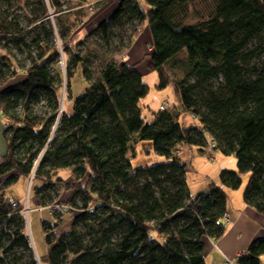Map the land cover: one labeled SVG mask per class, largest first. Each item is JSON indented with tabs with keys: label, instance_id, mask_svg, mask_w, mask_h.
<instances>
[{
	"label": "trees",
	"instance_id": "1",
	"mask_svg": "<svg viewBox=\"0 0 264 264\" xmlns=\"http://www.w3.org/2000/svg\"><path fill=\"white\" fill-rule=\"evenodd\" d=\"M66 1L36 0L40 12L30 40L0 10L1 51L17 48L29 60L21 73L20 60L0 52L8 146L0 164V264H206L207 240L218 241L225 232L227 191L238 189L243 176V201L264 213V0H118L106 17L94 20L88 35L126 49L140 26H148L147 66L157 72L158 87L174 83L180 111L196 120L188 126L179 121L180 111L166 107L145 121L141 100L149 86L138 63L103 58L94 75L91 53L72 50L85 39L72 43L71 36L94 2L74 0L72 10ZM78 66L87 86L67 111L60 91H70ZM42 103L45 109L36 111ZM140 140H150L167 160L132 167L129 153ZM211 143L213 152L236 156L237 168H223L219 185L192 196L178 146L204 152ZM62 168L72 175H55ZM20 176H32L31 184L43 181L35 188L37 205L53 203L62 188L67 197L55 202L77 210L70 230L59 236V217L42 222L44 260L34 258L24 204L12 206L4 192ZM146 195L159 204L152 219L139 202ZM263 258L259 237L234 264H261Z\"/></svg>",
	"mask_w": 264,
	"mask_h": 264
},
{
	"label": "rangeland",
	"instance_id": "2",
	"mask_svg": "<svg viewBox=\"0 0 264 264\" xmlns=\"http://www.w3.org/2000/svg\"><path fill=\"white\" fill-rule=\"evenodd\" d=\"M94 2L93 10L87 9V17L83 18L79 23V28H74L72 35V43L78 39H85L84 43H79L77 46L73 47V51H77L82 55H88L91 53L93 60L92 69H94V75L96 76L100 68L101 63L104 61L103 58H110L116 61H120L123 56L126 55V48H118L117 41L111 42L108 45H103L101 41V36L98 34H91L90 31L94 27V20H98V15L106 13L108 15L115 7V4L118 0H107L105 5H101L102 1L98 0H88ZM0 10L2 13L7 15L8 20L15 21L23 33L25 40H30L34 36L35 30H31L35 25L32 21L35 15L39 14V10L36 6V0H9L7 5L5 1L1 0ZM66 4L68 9H76V4L74 0H67ZM88 2L85 3L87 7ZM91 6V5H89ZM100 8L99 11L97 9ZM97 11V12H96ZM60 16H64V13H60ZM56 22V17L54 18ZM144 28V29H143ZM140 36L138 35L134 47L138 48L143 45L144 48L149 49L151 46V41L147 33L150 30L145 27L140 26ZM129 33V32H128ZM85 35H87L85 37ZM147 37V38H146ZM148 41V43H147ZM146 49L145 55H141L140 70L142 74L143 81L149 86L148 94L141 100L142 102V115L146 122H150L154 114L158 112L161 105H165L168 110L180 111V100L175 91V86L173 82H169L164 87H158L159 77L156 71H152L148 68V52ZM6 54H14L17 60H20L22 63V72L29 65V60L25 58V55L20 53L17 48H13L10 52ZM109 51V52H105ZM65 56L61 53L60 63L64 64ZM52 72L55 74V71L52 69ZM87 86V82L82 77L80 67L78 66L75 71L74 76L71 79L70 91H66L62 87L60 91V103L64 102L65 110L69 111L71 105L69 101L73 100L76 96L84 92ZM72 94V97L68 95ZM44 104H38L34 107L36 111H43L45 108ZM179 121L182 125L188 126L192 123H195L193 119L187 112L180 111ZM211 154V153H210ZM208 151H200V149L195 145L190 144H181L178 146L177 155L179 160L185 164V177L186 184L189 190L190 195L194 196L197 193L209 189L210 186L214 183L219 185V174L223 168L226 169H236L238 158L236 156L224 155L220 151L215 153V159L211 157ZM132 167H139L144 165H152L158 162L166 161V157L155 153L152 149V143L150 140H140L133 145L132 152L129 153ZM248 156L245 154L241 156V160H246ZM62 177H69L72 175L69 169L62 168L56 172L55 175ZM44 177V176H43ZM55 177V176H54ZM247 176H243V182L241 186L236 190H228V202H227V215L224 218L225 222V231H229L232 227H236L237 230H242V233H245L246 236L249 232L255 231L260 224L264 227V213L256 211L254 208L248 206L243 201V190L246 184ZM42 180L35 179L32 184L30 178L20 176L18 179L13 180L5 187V195L11 197L15 201L21 202L24 204V216L26 219V229L30 238V244L32 246V252L34 258L38 260V257L42 260L45 259L48 252V245L46 243V234L42 227V222H47L50 224L55 223V215L51 210L42 207L40 204H36L34 201L35 188L42 184ZM32 185V187H31ZM60 188V187H59ZM31 189V192H30ZM30 192V193H29ZM30 194V197H29ZM68 192H65L64 189L60 188L59 194L54 196V202L57 200H64L67 197ZM30 198V201H28ZM139 202L143 205L147 218L152 219V217L159 211V204L156 199V196L146 195L140 198ZM47 206V205H46ZM29 208L26 211V208ZM253 209L250 210L249 208ZM249 209V210H248ZM77 210H71L69 213L64 214L59 217L58 226L54 229L56 236H59L63 232H67L72 227V221L74 214ZM261 214V215H260ZM78 229H82L80 223L77 224ZM244 237V236H243ZM243 237L240 238V241H243ZM219 249L214 244L212 248L209 247V244L205 245V262L206 264H226L229 262V259L225 257L221 258L219 256ZM234 259V258H233ZM264 264V258L262 263Z\"/></svg>",
	"mask_w": 264,
	"mask_h": 264
},
{
	"label": "crops",
	"instance_id": "3",
	"mask_svg": "<svg viewBox=\"0 0 264 264\" xmlns=\"http://www.w3.org/2000/svg\"><path fill=\"white\" fill-rule=\"evenodd\" d=\"M106 16H107L106 13H102V14L98 15L97 19H100V18L106 17ZM145 28L149 30L148 26H145ZM148 36H149L148 41H151L150 32L147 33V37ZM135 40H134V43L129 48V50H127L126 55L123 56V58L121 60L126 61L128 63H138L137 68L141 72V70H140V63L141 62L140 61L143 58H140V57H141V55H145L147 48H144L143 45L139 46L138 48L134 47ZM148 41H147V43H148ZM0 52H2L1 49H0ZM16 76H18V75H16ZM70 97H72V94H70ZM69 103H70V105H72L71 100L69 101ZM5 126H6L5 125V119L3 118V116L0 113V164L3 162V157L6 155L7 150H8L7 149L8 146H7ZM207 151L209 154L211 153L210 154L211 157H213V159H215V153L217 151L213 152L212 150H208V149H207ZM0 178H4V176H0ZM249 209L253 210L251 208H249ZM245 233H242L241 229L237 230V228L234 226L228 232L225 231L223 236L218 241H213L211 239H208L207 244H209L210 248H212L215 244L217 246V248L219 249L218 254L221 258L225 257V259L227 258V259H229V261L235 262L236 254L240 251H246L249 243L253 239L259 238V237L264 238V227L262 224H260V226H258L255 231L249 232L246 236L244 235ZM241 237H243V241H240ZM223 264H224V262H223Z\"/></svg>",
	"mask_w": 264,
	"mask_h": 264
},
{
	"label": "built area",
	"instance_id": "4",
	"mask_svg": "<svg viewBox=\"0 0 264 264\" xmlns=\"http://www.w3.org/2000/svg\"><path fill=\"white\" fill-rule=\"evenodd\" d=\"M160 109H165V105H161V106H160ZM211 146H212V143L209 145L208 150H211ZM31 179H32V176L30 177V180H31ZM27 199H28V198H27ZM10 203H11L12 206H17V205H18V202L15 201V200H13V199L10 200ZM42 207L51 210L52 213H53L56 217L63 216L64 214L69 213V212L71 211V209H72L70 205H68V204H64V203H60V202H53V203H51V204H49V205H47V206H42ZM28 209H29V208L27 207V208H26V211H25L26 213H27V210H28ZM88 209H89L90 211H92V208H91V207H89ZM243 253H244V251H240V252H238V253L236 254L235 261H236L237 258H238L239 256H241ZM234 263H235V262L229 261V262L226 263V264H234Z\"/></svg>",
	"mask_w": 264,
	"mask_h": 264
}]
</instances>
